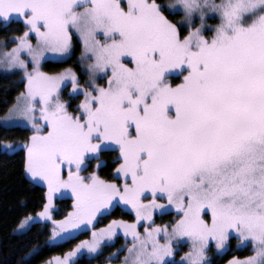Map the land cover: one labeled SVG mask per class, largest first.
I'll return each mask as SVG.
<instances>
[{
	"label": "snow or ice",
	"instance_id": "snow-or-ice-1",
	"mask_svg": "<svg viewBox=\"0 0 264 264\" xmlns=\"http://www.w3.org/2000/svg\"><path fill=\"white\" fill-rule=\"evenodd\" d=\"M174 7L183 11L180 27L165 14ZM212 17L218 23L209 25ZM0 22L25 26L4 61L26 80L9 115L33 129L25 171L47 186L37 216L64 239L117 205L135 213L133 223L93 230L91 242L55 264H70L80 249L96 253L102 241L111 246L117 230L127 247L121 264H176L174 242L190 245L180 264H212L210 243L226 250L233 234L255 255L229 264H264V0L167 8L159 0H0ZM74 44L86 84L70 68L41 70L48 54L70 58ZM68 83L70 96L84 97L72 111L61 98ZM107 150L119 153L113 180L85 175ZM56 194L72 200L63 220L52 216ZM156 210L176 218L158 225Z\"/></svg>",
	"mask_w": 264,
	"mask_h": 264
},
{
	"label": "trees",
	"instance_id": "trees-1",
	"mask_svg": "<svg viewBox=\"0 0 264 264\" xmlns=\"http://www.w3.org/2000/svg\"><path fill=\"white\" fill-rule=\"evenodd\" d=\"M168 0H159L164 6ZM169 19L177 23L182 19L180 14H169ZM23 32L22 27H13L12 23L2 24L0 22V43H10L12 36H20ZM184 34V29L182 28ZM77 49V51H76ZM70 58L63 62H44L41 70L49 74L63 72L72 69L77 76L86 78L78 66L79 49ZM82 78L80 79L83 84ZM176 83L180 80L176 79ZM24 81L17 76L0 73V118L3 117L15 99L26 91ZM71 86V84H70ZM69 85L64 88L62 98L71 100L69 110L72 111L76 104L80 103V96L73 100L67 95ZM31 133L25 129H8L0 126V264H46L55 257H63L71 252L79 241L85 239L91 231L109 224L112 220H123L131 223L133 215L130 211L122 210L116 206L106 214L99 217L93 227L80 231L75 237L67 239L61 243L50 245L48 243L52 235V225L50 222L33 223L25 231L16 233L20 222L26 217L34 216L43 209L46 202V191L44 187L31 181L25 173L26 152L23 144L28 141ZM11 144L12 151H7L3 147ZM101 166L95 167L97 174L105 180H113L115 168L118 166L117 151L107 150L100 155ZM95 160L89 162L87 170L92 171ZM120 183V181H116ZM53 219L58 220L65 217L72 211V200L70 198L54 201ZM175 214L169 213L160 217H155L154 221L158 225L170 224L175 219ZM239 241L230 238L226 250L221 253H214V249L208 253L212 264H229L233 257L237 259L247 258L252 254L251 246L246 245L242 249H237ZM124 246L122 237H116L111 246H104L94 256H81L73 264H107L108 258L120 252ZM217 252V251H216ZM121 254V253H119ZM118 254V255H119ZM176 264H179L176 262Z\"/></svg>",
	"mask_w": 264,
	"mask_h": 264
},
{
	"label": "rangeland",
	"instance_id": "rangeland-1",
	"mask_svg": "<svg viewBox=\"0 0 264 264\" xmlns=\"http://www.w3.org/2000/svg\"><path fill=\"white\" fill-rule=\"evenodd\" d=\"M170 4H171V5H175V4H176V0H168L167 3L164 5V7L167 8L168 5H170ZM167 11H168L169 14H180V15H182V19L178 22V27L182 26V24H183V11H182V9H179L178 7H174V8H168ZM1 23L4 24V25L9 24V23H4V22H1ZM215 23H218V19L215 18V17H212V18H210V19L208 20V24H209V25H214ZM12 24H13V27H22V28H23V32L25 31V26H24V24H23L22 22H14V23H12ZM182 28L184 29V35H187V26H186V25H183ZM23 32H22V34H23ZM22 34H21V35H22ZM21 35H20V36H21ZM205 35H206V36H209L210 34L207 33V31H206V32H205ZM15 37H17V36L14 35V36L11 37V39H10V43H0V73L7 74V75H14V76H17V77L19 78V80H22V81H24V83H26V80H25L24 77H23V72H22V70H20L19 68H16V67L9 68V67L7 66V64L5 63V61H4V53H5V52H10L11 49H12L13 47L16 46V43H18V41L15 40ZM30 38L32 39V42H33V44H34V43H35L34 36H30ZM76 48L79 49V55H78V58H79L78 63H79V65H78V66L80 67L82 73L84 72V74L86 75V68H85L84 65H82V64L80 63V57H81V52H82V45H79V46H78V45H75V44H74V47H73V50H72V53H71L70 57H71L72 54L75 52V49H76ZM76 51H77V49H76ZM48 55L50 56V58H49L48 61H50V62H61V61H58V60L52 58V54H48ZM22 58H25L26 60H28V63H29V70H31L30 59L27 58L26 56H23V54H22ZM66 60H67V59H66ZM44 62H45V61H42V63H41V68H42V65H43ZM46 62H47V61H46ZM83 76H84V75L82 74V76H77V77L81 79ZM80 79H79V80H80ZM82 80L84 81L83 84H86L87 81H88V77H87V75H86V78H85V79L82 78ZM81 83H82V82H81ZM83 84H82V85H83ZM68 85L70 86V83H68L67 86H68ZM63 90H64V89H63ZM63 90H62V92H63ZM69 93H71V86L68 88V93H67V95H69ZM19 96H20V95H19ZM19 96H18V97H19ZM18 97H17V98H18ZM69 97H70V95H69ZM17 98L15 99V102L12 104V106H11L10 108H12L13 105H16V104H17ZM61 98H62V96H61ZM62 99H63V98H62ZM75 99H76V97L73 98V100H75ZM83 99H84V97L81 95V97H80V102H81ZM63 100H64V99H63ZM66 101H67L68 104H69V102H70L71 100H66ZM77 105H78V104H76L75 106H73V108L75 109ZM10 108H9V109H10ZM36 115H37V117L39 116V105H37ZM0 126L3 127V128H8V129H10V128H11V129H13V128L25 129V130H28V131L31 133V135H32V132H33V129H32V127H31L30 124H28L26 121H21L20 118H18V117L10 116V115H9V110L7 111V113H6L3 117L0 118ZM3 148H4L5 150H7V151L15 150V149H12V148H8V147H6V146H4ZM117 153H118V151H117ZM118 155H119V153H118ZM92 161H93V160H92ZM92 161H90V162H92ZM95 167L97 168V164H96V163L94 164V168L92 169V171H95ZM92 171L87 170V172L84 173V174L87 175L88 173H90V172H92ZM25 173H26V171H25ZM26 176H28V178H29L31 181H33L34 183H36V184H38V185L44 187V189H45V191H46L45 193H47V186L43 183V181L36 182V181H34V180L32 179V177H30L27 173H26ZM67 198H70V197H67V196H65V197H61L59 194H56V195L53 197V204H54V201H58V200H61V199L63 200V199H67ZM70 199H71V198H70ZM162 203H166V201H162ZM117 206L120 207L122 210L130 211V212L132 213V215H133V218H134L133 221H132L131 223L135 222V213H134V212H132L129 208H126V207L123 206V205H117ZM53 207H54V206H53ZM115 207H116V206H115ZM112 209H114V207H113ZM112 209H111V210H112ZM111 210H110V211H111ZM51 211H52V216H54V213H55L56 211H53V209H52ZM170 213L175 214V211L172 210ZM105 215H106V214H105ZM103 216H104V215H103ZM157 216H158V217L162 216V215L160 214L159 210H156V211L154 212V214H153V219H154L155 217H157ZM30 217H31L32 219L29 220V221H28L23 227H21V226L19 225V227H18L17 230H16V233H21V232L25 231V230H26L31 224H33V223H44V222H50V223H51V221L44 220V219H40V218L37 216V214H35L34 216H30ZM99 217H102V216H99V215H98L97 218H96V220L93 222V225L95 224V222L97 221V219H98ZM64 218H65V217H63V218H61V219H58V220H63ZM51 225H52V227H54L52 223H51ZM107 225H108V224H107ZM107 225L102 226V227L97 228V229H94V230L98 232L101 228H106ZM88 229H89V228H88ZM138 230H139L141 233H143V227L138 226ZM79 233H80V231H79V230H76V231L73 232L72 235H65V238H64V239H60L59 237H53V236L51 235V237H50L48 243H49L50 245H55V244H58V243H61V242L65 241V240H67V239L73 238V237H75V236H76L77 234H79ZM88 234H89V235H88L85 239L80 240L78 244H80L82 241H89V242H91V240H92V231H91L90 233H88ZM62 235H63V234H62ZM117 236H118V237H122V239H123V243H124V246L120 249V252H118L117 254H115V255H113V256H110V257L108 258V263H107V264H121V261L124 259L125 255L127 254L126 240H125V237L123 236L122 231L117 230V235H115V236L112 238L111 244L113 243V241L115 240V238H116ZM230 238H235V239H237L236 236H235V234H233ZM129 240H130V238H129ZM237 240H238V239H237ZM238 241H239V240H238ZM105 243H106L105 241H102V242H101V247L97 250L96 253H90L86 248H85V249H80L76 256L70 258V264H73V263H74L78 258H80L81 256L91 257V256L96 255V254L101 250V248L105 246ZM246 245H250V246H251L252 254H251L250 256L255 255V252H254V250H253V248H252V245H251V242H250V241H239V242L237 243L236 248L240 250V249H242L243 247H245ZM76 247H77V246H75L74 249H76ZM74 249H73V250H74ZM212 249H214V253H217V254L222 252V250H217V249L215 248L214 243H210L209 251L212 250ZM73 250H72V251H73ZM189 251H190V245H189L187 242H182V243H175V242H174V256L171 257V258H169V259H173V260H175L176 262H178V263L180 264L181 259H182V258L185 256V254L188 253ZM209 251H208V253H209ZM216 251H217V252H216ZM119 253H121V254H119ZM118 254H119V255H118ZM63 257H64V256H63ZM63 257H55V258L51 259L50 261H48L46 264H49V262H51V264H55V259H56V258L63 259ZM243 259H245V258H243ZM241 260H242V259H241Z\"/></svg>",
	"mask_w": 264,
	"mask_h": 264
}]
</instances>
